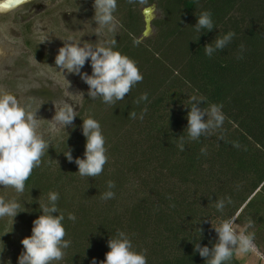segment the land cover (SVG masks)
Here are the masks:
<instances>
[{
	"label": "trees",
	"instance_id": "1",
	"mask_svg": "<svg viewBox=\"0 0 264 264\" xmlns=\"http://www.w3.org/2000/svg\"><path fill=\"white\" fill-rule=\"evenodd\" d=\"M122 3L126 12L115 50L136 62L143 81L114 108L86 96L74 126L52 141L25 191L13 197L21 212L10 220V229L21 225L22 238L30 236L33 220L42 214L39 203L56 191L65 239L71 240L56 264H92L93 259L100 264L118 229L134 250L146 252L148 264H205L194 244L211 248L218 239L213 226L230 218L244 233H254V244L262 250L264 0H147L144 5L157 7L161 17L152 23L155 35L138 45L134 41H140L144 21L135 8L141 4ZM205 10L211 11L215 28L197 32V16ZM228 32L236 34L232 42L212 58L206 56L204 46ZM143 93L148 100L136 105ZM192 97L204 100L202 108L221 105L225 121L221 130L187 141L180 151ZM133 110L136 119L128 116ZM89 117L101 125L108 156L95 178L80 177L78 166L63 153L70 148L74 160L83 158L82 119ZM233 141L241 147H233ZM109 180L115 182V198L105 201L101 194ZM225 197L232 203L217 211L216 201ZM249 219L253 227H247ZM14 245L18 249L10 264H18L22 252L19 240ZM229 264L243 263L234 253Z\"/></svg>",
	"mask_w": 264,
	"mask_h": 264
},
{
	"label": "clouds",
	"instance_id": "2",
	"mask_svg": "<svg viewBox=\"0 0 264 264\" xmlns=\"http://www.w3.org/2000/svg\"><path fill=\"white\" fill-rule=\"evenodd\" d=\"M31 2L32 0H22V3ZM127 2L132 5L145 4L147 0H127ZM117 6V0H94L92 19L97 25V36L105 30L115 33L118 27L115 16ZM194 28L197 32L212 31L215 28L210 10L200 12ZM235 35L234 32H228L222 37H216L214 44L204 46L205 55L212 58L218 50H224ZM63 41L64 46L58 49V54L55 56L56 69L63 74L66 70L67 73L79 75L88 85L87 95L90 99L99 98L104 104L114 108L119 101L125 99L134 86L143 81V75L136 62L115 50L116 39H112L108 46L92 43H84L81 46V43L71 38ZM140 42L136 40L134 44L138 45ZM4 55H6L5 50L0 48V56ZM89 60L91 75L81 71ZM147 100L148 94L143 93L134 100V103L139 105ZM201 103H204L203 99L191 98L190 111L186 117L188 121L186 137L179 136L177 144L180 151H184L187 141H199L202 136H208L223 128L225 115L222 106L211 104L207 108H202ZM146 112L147 108H144L139 116L141 120ZM76 116L74 108L65 104L58 111L55 110L50 122L53 128L56 124H60L65 129L67 126H74ZM128 116L136 119L137 113L133 110ZM82 120V134L86 138L83 158L77 157L74 160L70 148L63 153L69 162H74L78 166L76 173L80 177L95 178L103 173L104 166L108 162L106 141L101 125L96 119L89 117ZM38 128L37 111H31L30 105L21 106L15 94L0 91V187L12 188L19 194L25 191L26 181L31 177L33 170L41 166L42 158L50 147V143L38 133ZM219 138L224 137L221 135ZM232 144L233 147H241L238 141H233ZM201 154L206 155L207 149L202 148ZM106 183L108 190L101 194V199L105 201L115 198V192L112 191L115 182L109 180ZM59 198L58 192L50 191L46 203L38 202L42 214L33 220L31 235L20 241L23 251L18 257V264H56L63 260L64 250L71 246V240L65 239L67 232L62 223L65 215L58 208ZM226 203H232L231 197L217 200L216 210L223 212ZM20 208L21 205L17 200L6 201L0 197V219L4 217L14 219L21 212ZM67 219L75 222L76 216L68 213ZM233 223L234 219L230 218L216 226L212 225L218 239L211 248L201 246L199 243L194 244V251L204 258L205 264H229L234 253L243 255L254 250L255 234L237 233ZM253 226L254 222L249 219L247 227ZM107 246L110 250L105 253V259L100 264H148L146 252L134 250L129 236L119 229L115 236L108 240ZM92 264H96L95 259L92 260Z\"/></svg>",
	"mask_w": 264,
	"mask_h": 264
},
{
	"label": "rangeland",
	"instance_id": "3",
	"mask_svg": "<svg viewBox=\"0 0 264 264\" xmlns=\"http://www.w3.org/2000/svg\"><path fill=\"white\" fill-rule=\"evenodd\" d=\"M61 2V1H60ZM123 0H117V11L115 16L118 21V27L115 33L107 32L106 30L101 35H96L97 25L92 19L94 16V0H62V13L65 12H76L75 16H71L68 20L67 27L66 25L58 26V29H62L68 33L67 36L63 35L58 36L57 31L52 32V37H57L60 42L64 44L63 40H68L71 38L74 40L80 41L81 46L84 43H92L95 45L103 44L105 46L109 45V42L112 39H116L121 27L124 22L126 6L125 3H122ZM74 8V9H73ZM151 10L152 23L154 20H157L161 17V11L152 5H137L135 11L143 17L144 21V31L139 37L140 41L152 38L156 33V28L152 26L150 35H145V16L144 12L146 10ZM71 14V13H69ZM7 27L6 24L0 25V30L4 34L6 31L4 28ZM85 36H87L85 38ZM84 38V39H83ZM83 39V40H82ZM45 40V38H42ZM76 41V42H77ZM16 42V41H15ZM47 40L43 44H48ZM51 44V43H50ZM7 47V46H6ZM5 48V47H4ZM19 50V49H18ZM47 53L48 51H44ZM52 55L51 63L46 64L43 61H39L32 53L29 52V57L26 62L27 67L20 68L17 66L16 58L14 61V79H10V82H3L6 79L4 75L7 72H3V66L5 65L0 60V91H7L13 93L17 96L21 106L30 105V110L33 112L37 111V118L39 120L38 133H40L43 138L48 141L50 144L52 141L60 137L61 134L69 132L73 126H67L65 129L62 125L56 124L55 128L52 127L50 120L55 115V110H59L65 104H68L74 108L76 111V117L73 124L76 122L77 117L81 114L83 110V103L87 96L88 85L84 83L79 75L67 73L63 74L61 71L56 69L55 66V56L58 54V49L55 50V53L48 52V56ZM37 61H36V60ZM12 61V62H13ZM82 72H87L91 75V64L90 60L86 62ZM28 75L26 78H21L23 74ZM20 76V77H18ZM17 77V78H16ZM83 93V94H82ZM15 191L12 188H3L0 187V197H3L6 201L17 197ZM10 217H4L0 219V264H10V255L16 253L18 249L14 245L15 241L19 242L28 234L22 238V231L20 229L21 225L17 228L10 229ZM234 230L237 233H244V228L239 226H233ZM12 230V231H10ZM21 250L23 251V246L21 245ZM236 257L243 264H264V245L263 249L259 250L254 244V250L248 254H239L236 253Z\"/></svg>",
	"mask_w": 264,
	"mask_h": 264
},
{
	"label": "flooded vegetation",
	"instance_id": "4",
	"mask_svg": "<svg viewBox=\"0 0 264 264\" xmlns=\"http://www.w3.org/2000/svg\"><path fill=\"white\" fill-rule=\"evenodd\" d=\"M15 1L17 0H0V5L4 3L11 4L9 7L0 8V25L6 24L7 26L1 28L6 33L3 34L0 30V48H3L6 53V55L0 56V60L5 64L3 72H7L4 75L6 80L3 82H10V79H14L12 76L15 72L13 59L16 57V65L25 68V71L29 52L39 61L46 64L51 63L52 55L49 53L48 56L47 53L57 54L55 50L64 46L57 37H52V32L58 30V36H67V29L64 32L63 28L58 29V26L63 24L67 27L68 20L71 18L69 15L75 16L76 14L73 10L72 12L62 13V0H32L31 3L21 2L14 6ZM42 38H45L51 44L40 43ZM73 41H77L76 37ZM78 42L80 41L78 40ZM44 51L48 52L45 53ZM26 77L28 75L24 73L21 78Z\"/></svg>",
	"mask_w": 264,
	"mask_h": 264
},
{
	"label": "water",
	"instance_id": "5",
	"mask_svg": "<svg viewBox=\"0 0 264 264\" xmlns=\"http://www.w3.org/2000/svg\"><path fill=\"white\" fill-rule=\"evenodd\" d=\"M22 2V0H17L15 1V3H13L14 6L20 4ZM9 5H11L10 3H5L4 5H0V6H5V7H9ZM144 16H145V35H150L151 33V29H152V17H151V10H146L144 12Z\"/></svg>",
	"mask_w": 264,
	"mask_h": 264
},
{
	"label": "bare ground",
	"instance_id": "6",
	"mask_svg": "<svg viewBox=\"0 0 264 264\" xmlns=\"http://www.w3.org/2000/svg\"><path fill=\"white\" fill-rule=\"evenodd\" d=\"M4 4H5V3H4ZM4 4H3V5H4ZM3 7H5V6H0V8H3Z\"/></svg>",
	"mask_w": 264,
	"mask_h": 264
}]
</instances>
